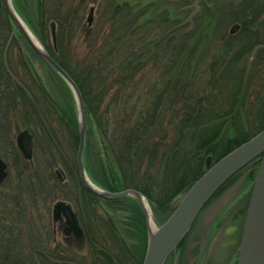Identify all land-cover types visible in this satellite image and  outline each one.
<instances>
[{
  "label": "trees",
  "instance_id": "1",
  "mask_svg": "<svg viewBox=\"0 0 264 264\" xmlns=\"http://www.w3.org/2000/svg\"><path fill=\"white\" fill-rule=\"evenodd\" d=\"M62 1L56 0V10L53 12L54 16L50 18L55 20L52 23L57 24L61 32H64L69 25L73 28L78 26L86 7L96 5V9H99L103 16L107 15L109 20V23H105L108 29L104 36L111 33L105 38L102 37L100 42L90 43V46L94 44L92 46L94 48L97 43H104V46H108L109 49L116 47L118 54L116 60L102 64L98 59L94 64H88L85 66L87 70L84 69L81 74L82 78H80L65 65L63 59L57 54V51L60 50L56 46L59 34L57 35L55 32L54 40L50 45L38 33L39 39L48 53L76 83L85 110L87 128L88 125L91 127L94 124L102 134L107 163L110 160V152L114 155L115 152L118 153L117 159H113L114 164L111 161L113 170L107 168L97 158L94 149L95 142H89L91 128L89 131L86 130L84 152L87 150L88 158H92L94 165L95 163L99 164V168L95 165L91 170L87 166V162H85V168L89 171L86 170L92 180L101 187L114 192L128 188L137 190L147 198L154 212L156 210L165 211L173 200L178 198L199 177L204 169V159L207 155L216 161L264 127L263 117L252 135L249 137L241 135V138H236L232 134H237L236 118L241 121V116L235 113L236 111L233 114L231 109L223 110L225 108L217 105L213 96L201 98V91L194 87L190 89V83H188V89L186 84L177 91H174L173 88L174 97L167 99L168 112L170 111V113L166 120L167 114L163 111L162 106L166 98L164 95L167 96L170 90L167 87H162L160 91L156 90L159 84H165L164 80H167L170 67L187 59L183 50H186L190 43L193 47L199 46L202 36L207 37L209 42H213L215 37L217 40L216 42L214 40L215 44H212L214 48L211 51L208 49L203 52L196 50L197 67L199 68L201 63L205 65V60L210 66L214 65L212 69H209V75L212 77L210 85L222 86L225 74H221L218 68L226 70L227 66H232V68L237 66L234 60L238 54L236 56L231 52L225 54L222 52L223 50L220 51L217 48L218 35L222 31L218 19L222 12L220 8L232 6L235 0H204L205 3H201L199 7L195 8L196 16L192 19L194 33H190V31L187 33L191 24L188 14L183 10L186 7L182 4H185L184 0H149L148 8L143 12L142 10L130 11L127 6L122 7L121 10H115L118 0H70L71 7L61 11ZM262 9L258 13L255 9L254 13L260 16ZM183 13H185L184 17L182 15L183 18H180ZM145 14L157 15V24L153 29L155 35L150 34L151 38L147 39L140 37L139 30H142L143 24H139L137 21ZM251 15L253 16V14ZM248 18L249 20L243 27V30L248 31L246 32L247 38L250 36L249 29H252L250 19L253 20L251 16ZM134 23L136 24L132 25ZM7 25H9L8 18L0 15V34L7 30L4 29ZM242 26L243 24L240 29ZM81 30L85 32L83 42L87 43L90 40L88 36L91 34L92 28L82 26ZM146 33L148 32L146 31ZM192 34H195L196 38L189 41V36ZM220 39L226 46L231 42L229 34L220 36ZM155 44L163 46L162 50L158 51L159 56L151 52ZM98 50L99 47L93 53ZM252 50L253 48L249 52L251 53ZM256 54L257 52L250 56L253 60L250 59L249 64L246 61L247 68L248 65L252 67V64L255 63ZM259 55L257 54L256 59ZM109 56L110 53L106 58ZM145 57L153 58L155 64H158L160 59H167L163 60L166 65L162 66L161 75L157 72L159 75L154 81L140 80V73L145 69L141 64V59H146ZM150 63L153 64L152 59L149 60L148 64ZM48 69L59 84L63 107L60 104L59 107L56 106L57 104H52L50 96L44 89L43 96L39 100L38 96L32 95L30 88L25 91L18 84L13 86L9 83L6 84L10 90L8 96L13 99L12 102L17 100L25 110H30L31 115L36 113L35 110L43 109V104L47 108H49V104L56 106L61 118L65 121L66 136L74 152L77 145L78 126L76 112L73 111L74 106L72 107L68 102L72 96L63 80L50 68ZM3 74L5 75V73ZM32 75L34 74H30L31 77H33ZM139 82H142L145 88L143 85L140 93L137 94L136 84L139 85ZM186 90H189L191 94H196L189 95ZM244 97L245 95L238 99L239 106L242 105ZM235 104L234 100L229 102L228 108H232ZM261 106H264V99H261L257 105L260 108ZM114 108L119 109L122 113ZM110 110L112 111L111 124L107 117L108 114L110 115ZM17 116L19 117V114ZM46 125L48 166H50L49 159L53 160L56 156L60 159L64 171L74 181L75 186H73L78 191L80 206L83 205L85 208L87 205V209L83 210L89 211L90 216L93 215L94 218V231L98 242L94 241L90 246L94 253V260L90 259V264H141L145 253L147 234L138 204L129 196L101 199L85 189L77 178L73 155L65 151L63 146L61 147L54 130H51L47 123ZM244 133L247 132L244 131ZM233 142L234 145H231ZM141 169L144 172L140 174ZM153 173L157 177L161 176L156 188L153 186ZM65 189L67 190V188ZM121 211L125 213V219L121 217ZM117 214L120 215V220ZM118 221L120 226H118ZM127 234L131 239L130 243L127 242ZM79 258L78 264H86L81 260V256Z\"/></svg>",
  "mask_w": 264,
  "mask_h": 264
},
{
  "label": "rangeland",
  "instance_id": "2",
  "mask_svg": "<svg viewBox=\"0 0 264 264\" xmlns=\"http://www.w3.org/2000/svg\"><path fill=\"white\" fill-rule=\"evenodd\" d=\"M10 2L12 4V7L16 10V12H18V15H20L23 22L35 36L36 40L40 43V34L41 37L51 45L52 39L50 24L55 20H51L50 18L54 16L53 12H55L57 6L56 0H10ZM62 2L63 6L61 7V11H65L71 7L70 0H64ZM147 4H149V0H118L115 10H121L122 7L127 6L130 11L142 10L143 12L148 8ZM182 4L186 6V3ZM263 7L264 0H235L232 6H224L220 8L222 12L219 15L218 23L220 24V28H222L223 32L221 31L218 35L217 48L220 51L223 50L222 52H224L225 54H228L229 52L234 53V56L238 54V57L234 60L237 66H234L233 68L232 66H227L226 70H224L223 68H218L221 74H225V78L221 83L222 86L219 85L218 87H215V85L213 84L212 86L210 85L212 77L209 75V69H212L214 65L210 66V64H208V62L205 60V65L201 63L200 67H197L198 59L196 50H200L201 52H203L205 49L206 51L207 49L209 51L213 50L212 48L214 47H212V44H215L214 40L216 42L217 37L213 39V42H209L207 37L202 36L199 46L193 47L190 43L186 50H183L185 52L184 56L187 59L182 63L172 65L169 69V75L166 78L167 80H164L165 84H159L158 88L156 87V90L158 91H160L162 87H167L170 90V93L167 96L164 95V97L166 98L162 106L163 111L167 114L166 120L168 119V114L170 113V111L168 112L167 99H171L174 95L173 92L181 89L185 84L188 89V83H190V89L194 87L196 89L198 88L201 91V98L213 96L217 105L225 108L223 110L228 111V109H231V112L233 114L238 113L241 116V121L236 118L238 132L237 134H232L233 136H235L236 138H241V135H243V137H249L256 131V128L259 126V123L263 120L264 117V106H261V108L257 107L261 99H264V51L256 59L255 63L253 64L252 70H250L251 66L248 65L247 68L245 65H247L246 61H248V64L250 63V56L252 55V52L250 53L249 51L252 48V45L255 43L258 44L264 42V20L260 21L261 15L259 16L254 13L255 9H257L258 13L259 10L261 11ZM189 9L190 10L188 11L187 9L183 8L188 16L193 14L190 17L191 27L189 28V30H187V33L188 31H190V33H194L195 29H193L192 27V19L196 15L194 13V9ZM146 14L137 20L139 24H143L142 30H139V32L140 37L142 36L145 39L151 38L150 34L152 36L155 35L153 29L155 28V24H157L156 14ZM184 14L185 13L181 14L180 18H183ZM251 14H253V16ZM100 15H102V13L99 11V9H96V5L87 6L84 10L83 18L79 23L80 26L78 25L73 28L71 25H69L64 32H61L59 26L55 24V32H57V35L59 34L56 40V46L60 50L57 51V54L63 59L65 65L69 67V69L74 71L75 74L80 78H82L81 74L84 69L87 70L85 66H87L88 64H94L98 59H100L103 64L108 61L116 60L118 58L116 47L109 49L108 46H104V43H97L94 48H92L94 44L90 46V43L92 44V42L95 41L100 42V39L102 37L105 38L111 33L109 32L106 36H104L108 29L105 23H109V20L107 15ZM2 16L7 17L4 11L2 12ZM248 16H251L253 20L250 19L252 29H249L250 36L247 38L246 32L248 31L243 30V27L249 20ZM100 17L102 18L98 19ZM148 20L151 21L147 22ZM10 24L12 27V33H14L15 35L19 33L18 30L14 27L13 23L9 22V25L4 28L7 30L2 31V34H0V50H2L4 46H6L7 50V68L10 69L11 74H13L15 79L21 81L24 87L30 88L31 91L33 90L34 94L38 96V98L40 97V95H43L42 91L44 89V91L48 93V96H50L49 98L52 104H57V107H59L60 104V106L63 107L61 95L59 94V84L56 82L52 72L43 64L41 58H39L38 55L31 49L29 44L22 38V36H18V39L21 41L19 43H17L16 41L14 42L12 35V39L10 40V42L7 41L11 33L9 28ZM135 24L136 23L132 25ZM233 24H238L239 26L240 24H243V26L241 27V29L239 28V30L229 36L231 42H229L228 46H226L224 45V41L220 39V36L229 34V28ZM82 26L92 28L91 34L88 36V39L90 40L87 43L83 42V39L85 38V32L81 30ZM146 31L148 33L145 34ZM194 38H196V35L192 34L191 36H189V41L193 40ZM98 47L99 50L96 53H93V51ZM162 47L163 46L160 47V45L157 46L155 44V47L154 49H151V52L156 53V55L159 56L160 54L158 53V51L162 50ZM109 53L110 56L106 58ZM150 59H152L153 63V58L149 57L146 59H141V64H143L145 68L144 71L142 70V72L140 73L141 81H146L147 79H149L150 81L156 80L158 75H161V69H163L162 66L166 65L163 61L167 60L166 58L162 60L160 59L158 64L153 63L152 65L151 63L148 64ZM3 71L4 68H2V61L0 57V77L4 76L5 79L7 78V75H4ZM157 72H159L158 75ZM30 74H34L32 76L36 77L34 81L28 79L29 77L32 78ZM8 82L9 80L7 78V83H0V128H6L8 126V122H10L9 125L12 129V133L14 124H16L17 126L15 130L18 129L19 126L21 128L22 126L26 125L25 120H23V115H21L22 112L24 113L25 109L22 107V104L18 103L17 100L15 102L11 101L13 99L8 96L10 90L6 85L9 84ZM143 85L144 84L142 82H139V85L136 84L137 94L140 93ZM173 88L175 89L174 91ZM186 93L189 95L196 94H191L189 90H186ZM244 95L245 97L242 100V105L239 106L240 103L238 102V99L242 98ZM198 97L200 96L198 95ZM71 98L68 102L73 107L74 101L72 102L73 98L72 100ZM233 100L236 102V104L232 108H228V103L232 102ZM56 106L54 107L49 104V108H47L43 104V109L41 110H44L45 119L47 121V124L51 127V130L57 132L58 143L61 145V147L63 146V149L65 151H68L73 155L74 164H76V149L73 152L72 148L70 147L66 136L67 128L65 121L63 120V118H61ZM10 108H15V112H13V114L17 112L21 116L17 117L16 114L12 116L10 113ZM73 109V111L76 112L75 107ZM114 110L121 112L117 108H114ZM111 113L112 111L110 110V115H107V117H109V119H107L109 120L110 124ZM90 128L91 133H89V142H95L94 149L96 151L98 160L101 163L105 164L107 168L113 170L112 163L114 164V160L117 159L116 156L118 153L115 152L114 155L110 152V160L109 163H107L105 159L106 150L103 149L104 141L102 134L94 126V124L91 127L88 125L87 131H89ZM110 129L113 128L110 127ZM244 131L247 133L245 134ZM231 145H234V142ZM0 153L5 157L9 156L2 151H0ZM86 153L87 150H85L84 152V164L85 162H87V166L91 170L92 166L95 165L97 168H99V164L95 163L94 165L92 162V158H88ZM36 155H39L38 150ZM53 168H60V165L57 163L53 166ZM53 168L50 169L51 172L54 171ZM257 168L258 162H253L252 165L245 167L208 201V203L198 214L197 218L195 219L179 245H182V247H180V249L177 251L179 252L182 249L179 260L177 261V258H175V260L173 261V259H170L171 256L169 255L166 258L164 264H223L225 260L229 258L231 253L229 254L230 251L227 250L226 244L234 241L237 237V233L240 232V228L242 226V215L244 211L243 205L244 203H247L250 194V191H246L241 194L240 189L242 185L248 186L250 184L249 182L253 178L252 175L257 171ZM142 172L144 171L141 169L140 174ZM153 176V186L154 188H156L161 176L157 177L155 173H153ZM56 194L58 195V200L64 201L66 204H69L74 210L77 211V216L80 219V213L78 212V208L74 202V198L69 194L61 196L60 192L58 191L56 192ZM180 198L181 197H176L169 205L167 210H156L155 212L152 210L150 204L146 200L147 206L149 207V210L151 212L152 219L157 226L163 223V221L168 217ZM47 200V207H49L51 203L50 197L47 198ZM232 201H234V205L231 206L233 208L229 209L225 213H220L224 205L229 204ZM101 203L103 204L102 201ZM105 208L107 207L105 206ZM120 215L125 219V213H123V211L120 212ZM120 215L117 214L119 220L121 219ZM218 217L220 218L219 224L214 223L211 226L214 220H218ZM217 220L214 222H217ZM118 226H120L119 221ZM126 239L128 243L131 242V239L128 238V234L126 235Z\"/></svg>",
  "mask_w": 264,
  "mask_h": 264
},
{
  "label": "flooded vegetation",
  "instance_id": "3",
  "mask_svg": "<svg viewBox=\"0 0 264 264\" xmlns=\"http://www.w3.org/2000/svg\"><path fill=\"white\" fill-rule=\"evenodd\" d=\"M184 1L186 3L185 9L188 11L189 8L193 10L199 7L201 3H205L204 0ZM261 20H264V7ZM18 32L16 35L11 32L7 41L10 42L12 36L14 42H21L18 36H22L26 41L23 34ZM234 33H229V36ZM256 45L261 47L256 51L257 54L261 55L264 51V42L255 43L252 48ZM31 49L33 50L32 47ZM0 52L2 68H4L3 73L9 78L8 83L13 86L18 84L27 91L22 82L15 79L6 66V46ZM256 56L254 61H256ZM38 57L41 58L39 55ZM42 62L47 67L45 61L42 60ZM7 78H0V83H7ZM35 78L29 77L28 79L34 81ZM32 95H34L33 90ZM42 96L40 95L39 99ZM13 112H15V108H11L12 116L19 114L17 112L13 114ZM34 112L36 113L31 115L30 110H24L21 115H23L26 125L21 128L19 126L15 130L17 126L14 124L12 133L10 122L6 128H0V151L9 155L5 157L0 153V159L5 164L6 172L0 182V264H78L77 261H79L80 256L83 262L90 264L89 260H94V253L90 246L94 241L98 242V237L94 231L93 215L90 216L89 211L83 210L87 209V205L85 208L83 205L80 206L74 181L64 171L60 159L58 157L53 158V160L49 159L50 166H48L45 113L41 109ZM21 115L19 114V117ZM26 135L30 137V154H27L24 147L23 138ZM55 135L57 136L56 131ZM37 150L39 155H36ZM57 163L60 168L54 169L53 166ZM52 168L53 172L50 170ZM76 173L79 179L77 168ZM57 191L60 192L61 196L69 194L74 198L80 219L76 210L64 201L58 200ZM49 197L51 203L47 207V198ZM63 205L68 206L74 215L75 224L73 226L68 223L62 213ZM236 242L237 240L226 244L231 255L223 264H228L234 256L233 250L236 247ZM181 251L176 253L177 261L181 256ZM169 255L171 256L170 259L174 261L175 254L170 253Z\"/></svg>",
  "mask_w": 264,
  "mask_h": 264
},
{
  "label": "water",
  "instance_id": "4",
  "mask_svg": "<svg viewBox=\"0 0 264 264\" xmlns=\"http://www.w3.org/2000/svg\"><path fill=\"white\" fill-rule=\"evenodd\" d=\"M2 9L5 10L14 27L23 34L33 50L65 82L71 92L78 121L76 166L82 185L99 197L110 199L130 196L139 204L144 216L147 232V245L142 264H162L169 252L174 250L177 242L186 234L207 201L226 181L251 162H258V168L254 180L250 181V184L240 191L241 194L246 191L248 192L251 187L239 244L235 255L228 264H264V128L214 163H212L210 155L206 156L204 171L187 188L165 221L157 226L152 219L155 227L153 231L150 229L145 208L140 200V198H144L145 200L146 198L139 191L124 189L119 192H110L98 187L88 178L83 165L86 130L85 111L76 84L67 72L48 55L38 41L40 48H37L32 43L20 23V20L22 22L23 20L12 7L10 0H0V13ZM192 15L188 17V20H191L190 17ZM237 28L238 25L233 24L229 31L232 33ZM23 139L27 154H30V137L26 135ZM5 173V164L0 159V182L4 178ZM233 203L234 201L226 204L220 213H225L233 208L231 207L234 205ZM61 209L68 223L73 226L75 218L71 209L66 205H63ZM219 219V217L218 220L216 219L217 222H214L216 221L214 220L211 226L214 223L219 224Z\"/></svg>",
  "mask_w": 264,
  "mask_h": 264
},
{
  "label": "bare ground",
  "instance_id": "5",
  "mask_svg": "<svg viewBox=\"0 0 264 264\" xmlns=\"http://www.w3.org/2000/svg\"><path fill=\"white\" fill-rule=\"evenodd\" d=\"M20 23L23 27V29L25 30L26 34L28 35L29 39L32 41V43L37 47V48H40L39 47V44L36 40V38L34 37V35L29 31V29L26 27V25L20 20ZM73 80V79H72ZM74 81V80H73ZM75 83V82H74ZM76 84V83H75ZM77 86V85H76ZM78 88V87H77ZM85 117V129L87 130V120H86V115L84 116ZM77 126H78V121H77ZM240 145V144H239ZM238 146V145H237ZM235 146V147H237ZM233 147V148H235ZM232 148V149H233ZM231 149V150H232ZM253 162L247 164L246 166H249V165H252ZM201 174V173H200ZM200 176V175H199ZM141 200V204L144 206L145 208V211H146V214H147V217H148V222L150 224V229L151 230H155V227H154V223H153V220H152V217H151V212L149 210V207L147 206V203H146V200L144 198H140ZM205 250V249H204ZM144 258V257H143ZM143 261V260H142ZM142 263V262H141Z\"/></svg>",
  "mask_w": 264,
  "mask_h": 264
}]
</instances>
